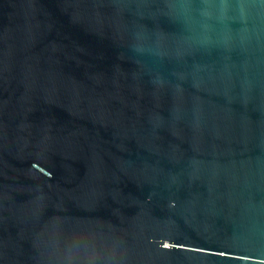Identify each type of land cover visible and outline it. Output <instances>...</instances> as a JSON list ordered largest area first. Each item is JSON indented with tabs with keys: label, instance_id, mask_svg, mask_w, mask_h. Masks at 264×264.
Returning a JSON list of instances; mask_svg holds the SVG:
<instances>
[{
	"label": "water",
	"instance_id": "1",
	"mask_svg": "<svg viewBox=\"0 0 264 264\" xmlns=\"http://www.w3.org/2000/svg\"><path fill=\"white\" fill-rule=\"evenodd\" d=\"M0 264H264V0H0Z\"/></svg>",
	"mask_w": 264,
	"mask_h": 264
}]
</instances>
